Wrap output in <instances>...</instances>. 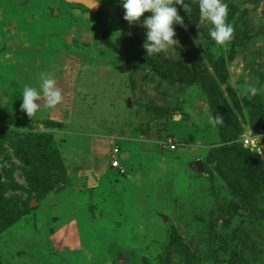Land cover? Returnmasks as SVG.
<instances>
[{
  "label": "rangeland",
  "instance_id": "rangeland-1",
  "mask_svg": "<svg viewBox=\"0 0 264 264\" xmlns=\"http://www.w3.org/2000/svg\"><path fill=\"white\" fill-rule=\"evenodd\" d=\"M223 2L226 45L189 0L147 56L119 0H0V264H264V0Z\"/></svg>",
  "mask_w": 264,
  "mask_h": 264
},
{
  "label": "clouds",
  "instance_id": "clouds-1",
  "mask_svg": "<svg viewBox=\"0 0 264 264\" xmlns=\"http://www.w3.org/2000/svg\"><path fill=\"white\" fill-rule=\"evenodd\" d=\"M100 0H95L94 6L99 5ZM124 10L123 19L130 25L140 20L146 29L145 39L142 44L147 56L164 52L169 46L177 44L173 39L175 30L173 25L184 26L183 18L178 14L177 7L180 5L185 12H190L189 0H119ZM199 15L202 20L208 22L210 38L220 46L226 45L233 38L234 28L226 22L228 6L223 0H197ZM145 13L150 15L145 16ZM39 90L35 87L25 86L22 90L20 110L32 118L39 110L38 101L41 93L48 108H54L63 100L62 90L57 86L55 79L45 73L40 74ZM241 95H256L257 89L253 86L244 88ZM213 124H221L223 117H213Z\"/></svg>",
  "mask_w": 264,
  "mask_h": 264
},
{
  "label": "built area",
  "instance_id": "built-area-1",
  "mask_svg": "<svg viewBox=\"0 0 264 264\" xmlns=\"http://www.w3.org/2000/svg\"><path fill=\"white\" fill-rule=\"evenodd\" d=\"M242 141H243V143L245 145H247V144H250L251 139H249V137L245 136ZM169 146H170L171 149H173L174 148V143L170 142ZM109 154H110V161H109L110 166L113 167V168H118L119 172L121 174H123L125 169H124L123 166L120 165V162H119V158H118L119 154H120L119 147L118 146L113 147Z\"/></svg>",
  "mask_w": 264,
  "mask_h": 264
},
{
  "label": "water",
  "instance_id": "water-1",
  "mask_svg": "<svg viewBox=\"0 0 264 264\" xmlns=\"http://www.w3.org/2000/svg\"><path fill=\"white\" fill-rule=\"evenodd\" d=\"M77 3H80L84 6H86L87 8H89L91 11H95L99 5L94 6L95 1L94 0H74ZM95 183V181L92 179V177H89V184Z\"/></svg>",
  "mask_w": 264,
  "mask_h": 264
},
{
  "label": "trees",
  "instance_id": "trees-1",
  "mask_svg": "<svg viewBox=\"0 0 264 264\" xmlns=\"http://www.w3.org/2000/svg\"><path fill=\"white\" fill-rule=\"evenodd\" d=\"M173 27H174V25H173ZM234 129V132H235V134H234V136H236V134H237V132H238V128H236V127H233Z\"/></svg>",
  "mask_w": 264,
  "mask_h": 264
},
{
  "label": "crops",
  "instance_id": "crops-1",
  "mask_svg": "<svg viewBox=\"0 0 264 264\" xmlns=\"http://www.w3.org/2000/svg\"><path fill=\"white\" fill-rule=\"evenodd\" d=\"M124 163H125V162H123V165H122V166L124 167V169H126V168H125V164H124Z\"/></svg>",
  "mask_w": 264,
  "mask_h": 264
}]
</instances>
